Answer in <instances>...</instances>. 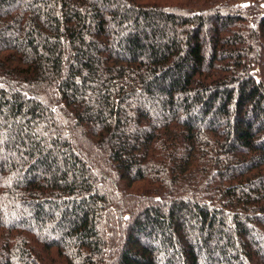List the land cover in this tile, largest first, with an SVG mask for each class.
I'll list each match as a JSON object with an SVG mask.
<instances>
[{
  "label": "trees",
  "instance_id": "trees-1",
  "mask_svg": "<svg viewBox=\"0 0 264 264\" xmlns=\"http://www.w3.org/2000/svg\"><path fill=\"white\" fill-rule=\"evenodd\" d=\"M0 264H264V0H0Z\"/></svg>",
  "mask_w": 264,
  "mask_h": 264
},
{
  "label": "rangeland",
  "instance_id": "rangeland-1",
  "mask_svg": "<svg viewBox=\"0 0 264 264\" xmlns=\"http://www.w3.org/2000/svg\"><path fill=\"white\" fill-rule=\"evenodd\" d=\"M247 5H248V3H245V4H244V6H247Z\"/></svg>",
  "mask_w": 264,
  "mask_h": 264
}]
</instances>
